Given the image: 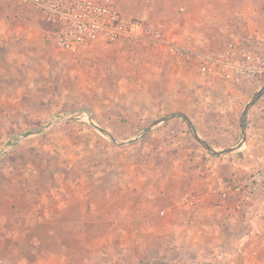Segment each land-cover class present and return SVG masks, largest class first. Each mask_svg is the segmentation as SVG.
I'll return each instance as SVG.
<instances>
[{"label":"rangeland","instance_id":"374dc122","mask_svg":"<svg viewBox=\"0 0 264 264\" xmlns=\"http://www.w3.org/2000/svg\"><path fill=\"white\" fill-rule=\"evenodd\" d=\"M115 1L187 52L251 35L244 44L264 56V0ZM55 37L56 24L32 3L0 0V264L59 249L68 264H167L150 260L153 241L134 231L188 214L189 165L200 168L197 152L210 153L183 118L119 145L89 115L129 140L184 111L218 147L240 140L241 113L263 84L228 91L222 78L190 76L189 54L179 63L166 47L132 38L97 40L74 61ZM257 102L264 112V95ZM259 111L251 120L264 125Z\"/></svg>","mask_w":264,"mask_h":264},{"label":"crops","instance_id":"0c3cea01","mask_svg":"<svg viewBox=\"0 0 264 264\" xmlns=\"http://www.w3.org/2000/svg\"><path fill=\"white\" fill-rule=\"evenodd\" d=\"M189 75L201 79H218L216 76H201L197 69H192ZM223 81L226 82L228 91L238 92L235 88L240 84L224 79ZM246 83L249 84V89L255 88L254 84ZM257 101L247 114V138L239 150L218 156L211 154L206 148L204 149L210 154L198 150L197 153L204 155L205 160L200 165L203 171L196 165H189L188 214L179 213L175 220L163 224L160 222L151 229L140 226L139 230L134 231L138 235L137 240L142 244L149 246L153 241L156 248L154 254L147 253L150 260L165 261L167 264H264L263 201L253 197L242 200L238 192H230L228 197L221 194L228 178H242L264 164V152L257 145L255 137L258 129L264 131V125L251 120L257 110L263 112ZM188 116L199 134L217 150H223L240 141L226 142L219 145L218 149L200 133L193 116L190 113ZM239 201L243 204L241 208L238 207ZM47 253L46 257L40 256L41 259L34 258L31 264H68V255L64 251L59 249ZM168 259L174 263H168Z\"/></svg>","mask_w":264,"mask_h":264},{"label":"built area","instance_id":"2783aa9c","mask_svg":"<svg viewBox=\"0 0 264 264\" xmlns=\"http://www.w3.org/2000/svg\"><path fill=\"white\" fill-rule=\"evenodd\" d=\"M47 14L56 24V45L78 61L89 44L104 39L115 43L122 39L166 47L179 63H194L201 76H216L232 82L264 84V56L244 44L243 39H228L219 50L193 52L169 40L160 26L148 23L144 17L129 19L115 0H25ZM257 145L264 152V131L255 132ZM223 197L238 192L240 199L259 198L264 203V164L244 177L231 176L224 182ZM243 206L238 202V207ZM264 221V215H263Z\"/></svg>","mask_w":264,"mask_h":264},{"label":"water","instance_id":"95a60500","mask_svg":"<svg viewBox=\"0 0 264 264\" xmlns=\"http://www.w3.org/2000/svg\"><path fill=\"white\" fill-rule=\"evenodd\" d=\"M263 95H264V84L260 87V89H258L255 92V94L252 96V98L246 103V105H245V107L241 113L240 123H241L242 137H241L240 141L238 143L232 145V146H229V147L223 149V150H217L205 138H203L199 134V132H198L197 128L195 127V125L193 124L192 120L184 112H171V113L166 114L160 118H157L150 125H148L145 128V130L143 132H141L138 136H136L132 139H129V140L117 139L113 133H111L109 130L102 127L101 125L97 124L90 115H89V119L92 122V125L96 129L104 132L106 135H108L117 144L125 145V144H130L132 142H135L137 140H140L142 137H144L145 135H147L148 133L153 131L155 128H157L161 124H163V123H165V122H167L173 118H183L186 121L187 125L189 126V129L192 132L193 136L196 138V140H198L204 146V148H206L211 154L218 156L221 154H229L231 152L239 150L244 145V143L246 142V138H247V114H248L249 110L251 109V107L256 103V101L260 97H262ZM58 121H62V119L58 120ZM51 124H52V122H49L48 124L39 128V130H37V131H42Z\"/></svg>","mask_w":264,"mask_h":264}]
</instances>
